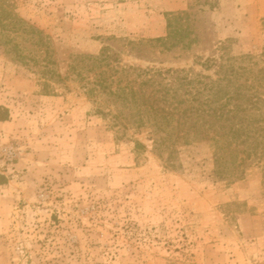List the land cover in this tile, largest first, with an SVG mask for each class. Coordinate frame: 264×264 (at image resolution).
Segmentation results:
<instances>
[{"label":"rangeland","instance_id":"374dc122","mask_svg":"<svg viewBox=\"0 0 264 264\" xmlns=\"http://www.w3.org/2000/svg\"><path fill=\"white\" fill-rule=\"evenodd\" d=\"M0 3L28 28L6 32L17 50L0 42V107L10 115L0 122V264H264V163L220 175L206 141L178 145L167 161L149 129L101 115L72 70L77 57L108 48L119 69L216 78L236 58L256 73L264 0ZM186 11L192 34L178 46H131L165 38V15ZM46 67L64 80L43 75Z\"/></svg>","mask_w":264,"mask_h":264},{"label":"trees","instance_id":"16d2710c","mask_svg":"<svg viewBox=\"0 0 264 264\" xmlns=\"http://www.w3.org/2000/svg\"><path fill=\"white\" fill-rule=\"evenodd\" d=\"M196 1L201 3V0ZM165 16V38L141 41L131 46L139 50L143 46L161 48L163 53L189 38L192 34V12ZM15 17L0 3V42L9 49L13 46V50L19 47L14 45L15 37L6 32H18L19 29L28 32L25 23ZM30 30L37 32L38 45L46 44L39 30L32 27ZM112 58L118 61L119 55L112 54L111 57L109 49L104 48L99 56L77 57L72 70L82 76L88 94L102 108L99 109L100 114L109 116L114 126L126 129L131 125L139 131L149 129V140L158 155L163 157L170 152L167 161L172 159L178 145L206 141L215 149L216 172L231 178H237L247 162L256 160L264 163V69L255 73L242 65V61L227 58L218 66L216 78L192 77L188 71L179 69L136 66L119 69L110 65ZM216 61L209 59L208 66ZM83 73L94 75L86 77ZM43 75L64 80L57 71L47 67ZM45 88L50 89L48 84ZM2 110L6 115H2ZM9 118V111L0 107V122ZM136 147L146 148L139 141Z\"/></svg>","mask_w":264,"mask_h":264}]
</instances>
